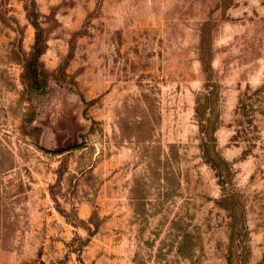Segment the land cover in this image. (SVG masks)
I'll return each instance as SVG.
<instances>
[{"label":"rangeland","instance_id":"1","mask_svg":"<svg viewBox=\"0 0 264 264\" xmlns=\"http://www.w3.org/2000/svg\"><path fill=\"white\" fill-rule=\"evenodd\" d=\"M0 264H264V0H0Z\"/></svg>","mask_w":264,"mask_h":264}]
</instances>
